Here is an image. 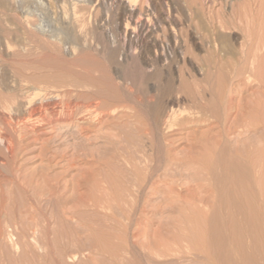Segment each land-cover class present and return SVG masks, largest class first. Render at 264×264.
Masks as SVG:
<instances>
[{
  "label": "bare ground",
  "instance_id": "bare-ground-1",
  "mask_svg": "<svg viewBox=\"0 0 264 264\" xmlns=\"http://www.w3.org/2000/svg\"><path fill=\"white\" fill-rule=\"evenodd\" d=\"M230 1L233 3L234 0H201V3L199 1L201 9L194 8V14L201 19L204 36L207 39L206 50L210 55L209 64L205 66L207 68L197 67L196 71L200 74L201 79H193L195 83L187 79L188 77L192 80L194 76L191 71L190 73L186 72L187 70L182 66L184 62H181V66L180 63L178 64V55L180 54L182 57L186 49L178 41L175 31L177 21L175 22L173 15V17L165 16L162 10L163 7L160 5L162 8L159 7L157 10V22L166 23L170 28L169 38L170 41L174 42L171 53V55H174L172 61L175 57L174 60L177 59L176 63L170 61L171 64L169 63V66L165 68H163L164 66L162 68L150 67L146 63H139L136 55L131 57L132 65L129 63L127 65L121 64L118 65L119 67L112 68L110 66L115 61L114 53H108L106 49H99L101 51L98 50L97 56L106 61L108 67L112 68L117 77L114 79L108 78L107 80L103 78V87L101 85L92 93L96 99L94 103L95 101L96 103L91 102L93 104H89L90 102H87L88 104L82 105L84 109L81 111H79L81 103L76 102L77 99L74 101L73 96H79L80 98L84 95L81 90L86 92V89L90 88L89 86L94 81L89 76V72L81 65L71 66L70 74L74 77L65 81L67 90L63 93L56 92L53 94L49 92L47 84L44 83L42 86L35 87L32 93L27 92L26 95H23L21 90L20 93L14 94L13 92L21 86L14 81L4 83L2 89L4 91H0V111L3 119L5 115H8L11 119L13 118V121H16L15 124L12 121H6V127L10 130L12 126L18 129L14 132L15 137L14 133L11 132L13 134H10V137L2 135L3 137L0 138V143L4 145L3 147L6 148L7 153L12 156L14 142L25 129L31 128L36 131L37 128H44L45 126L55 128V126H71L73 124H78L80 127V124L89 122L88 127L86 125V127H81V132L91 134V132L94 133L93 129L95 127L100 126V124L102 126V123L105 124V121L102 122L105 117L107 119L114 118L119 108H124L123 104H132L131 108L139 112L138 115L129 113L125 121L123 120L124 125L121 124L123 129L120 128L121 125H118V129L112 136L109 138L104 137L108 142H112V139L115 138L118 143L122 144L125 143H123L125 137L129 140L128 142L134 141V143L132 142L134 144L133 148L130 146L131 150L130 147L128 150L126 146V148L122 146V149H125L124 151L120 149L122 152L112 149L115 152L112 153L115 154L112 155V160L117 163L116 165L124 166L125 164L127 167H122L126 169V172H129L127 176L124 175V179H120L121 182L124 180L123 195L121 196L124 203L121 204L116 197L114 198L110 190L114 185L111 186L107 183L106 187L103 186V192L105 193L103 200L88 199L84 207L90 206L96 210H102L104 213H112V208L114 210L113 202H115V209H118V214H120L118 215L119 218H115L117 230L127 232L132 226L138 225L140 216L147 211L148 207L150 208L152 196L160 192L166 193L164 203L169 209H175L179 216L170 223L178 227H185L186 225L189 227L190 225L195 229H199L198 231L204 228V234L202 232L200 234L201 237L203 234L201 239L205 243L203 245L201 243V246L193 243L192 245L187 244L188 246L186 245L184 248L190 254L188 260L187 258L183 260L178 258L177 263L175 261L160 264H264V0H237L234 4L231 3L232 7L229 10L228 4H230ZM79 2L85 3L88 0H79ZM132 2L134 0H128V4ZM0 4L6 6V2H0ZM73 6L75 7V5ZM189 6H191V3ZM204 7L208 10L209 17L207 18ZM122 10L126 14L130 8L128 10L126 4ZM131 11L133 13V10ZM75 14H77L76 11ZM87 21L86 19L84 22ZM10 25L12 24L10 23ZM142 26L140 28L142 33L148 30V26ZM150 32L148 30L147 33ZM56 33L58 34V32ZM59 35H49L48 40L45 39L44 42L41 41V37V42L39 41L37 46L43 48L47 44L46 47L48 48L54 47L61 50ZM75 36L77 37V34ZM195 36L199 35L195 34ZM195 40H198V37ZM197 42L199 43V41ZM20 47L18 46V48ZM9 48L11 47L9 46ZM70 49L74 54L83 55L95 48L94 45L84 40L83 43L75 44ZM23 50L26 51V49ZM63 50H66V47ZM95 53L96 51L93 54ZM17 65L19 64L17 63ZM163 75L164 78L166 76L167 80L162 83L163 78L161 79V77ZM36 79L38 78L36 77ZM152 80H156L158 85L152 83ZM98 83L100 84V82ZM90 89L88 91L91 94ZM3 92L4 94L6 92L7 95H3ZM151 94L154 95L151 96ZM150 96L155 100H151ZM97 100H103V104L101 102L97 103ZM77 108L78 110H76ZM111 124L113 125V123ZM196 128L201 131L199 133L197 131L189 133L188 130H195ZM128 138H131V140ZM142 142H144L145 145H142H144V148L146 147V150L142 148L143 146L140 147ZM183 144L185 145L183 150L181 149L180 153L176 154V151ZM53 158L47 159L51 162ZM52 166L53 163H48L46 172ZM178 168H184L188 172L187 175L177 171ZM172 170L174 174L169 173ZM39 177L46 186V195L49 198H57L64 192L59 183L51 179L47 173H43ZM116 187L114 186V188ZM84 207L82 206V209ZM67 213L72 216L75 214L73 210ZM42 215L44 216L43 213ZM110 236V239L114 240L123 239L118 233H110ZM127 238L128 247L122 250L120 255L128 256L130 259L134 258L139 262H144V259L147 260L149 255L146 254V251L142 248L139 249L133 239H129V235ZM105 247L103 248L106 249L108 246Z\"/></svg>",
  "mask_w": 264,
  "mask_h": 264
},
{
  "label": "rangeland",
  "instance_id": "rangeland-1",
  "mask_svg": "<svg viewBox=\"0 0 264 264\" xmlns=\"http://www.w3.org/2000/svg\"><path fill=\"white\" fill-rule=\"evenodd\" d=\"M156 1L134 0V2L128 4V0H88L89 3H80L79 0H40V2L39 0H0V2H6V6H1L0 4V88L2 87L0 91H4L2 90L4 83L14 81L21 85L18 90L13 92L14 94L20 93L21 90L23 91H21V94L23 95H26L25 93L27 92L32 93L35 87L42 86L44 83L47 84L49 92L53 94L56 92L63 93L67 90V88H65V81L73 79L74 77L70 74V68L74 67V65H81L89 72V76L94 79L92 82L93 84L91 85L92 87L89 86L91 89L87 88L86 92L85 90H81L84 92V95L80 96V98L79 96H73L75 99L72 97V100L74 99L75 101L77 99L76 102L78 101L79 104L81 103V108L79 110L81 111L84 109L82 108V105H86L89 102V104L94 103V100L96 99L92 93H94L98 87H101V85L103 87V78L107 80L108 78L114 79L117 77L112 68H116V66L121 64L127 65L129 63L132 65L131 57L136 55L139 63L142 62V64L146 63L150 67L157 66L159 68H162L163 66V68L168 67L170 61H175L174 63H176L177 59H179L178 64L180 63L179 65L181 66L184 62L182 66L185 67V70H187L186 72L190 73L191 71L194 76L192 80L188 77L187 79L192 81V83H195L193 82L195 79H201L200 74L196 71L197 67L208 66L210 60V55L207 52L208 50H206L207 39L204 36L201 19L194 14V8L198 7L201 9L199 7L201 0H195V2L194 0H184V2L183 0ZM236 1L237 0H234L233 3L232 1L229 2V10H231L232 4ZM190 3L191 6H189ZM126 4L128 10L129 8L130 10L128 11L129 13L126 12L125 14L122 9ZM73 5H75L76 9ZM88 5L89 7H87ZM160 5L163 8L160 7ZM159 7L162 8L165 16L169 15L171 17H176H173V19H175V22L177 21L175 31L178 36V41L183 48L186 49V51H184L185 53H183L184 55L182 54V57L179 54L177 59L174 60L175 57L173 58V61L172 57L174 55H171V53L174 42L170 41L169 36L171 31L168 25H166V23H160V21L157 22L158 19L156 16ZM10 9L12 10L11 12ZM131 10H133V13ZM75 11L77 14H75ZM204 12H206V18L209 17L207 14V8H205ZM27 17L29 19L28 21ZM86 19L88 21L84 22ZM22 20L23 22H21ZM57 21L58 23H56ZM31 22L33 23L31 24ZM75 22L76 24L78 22V24L76 25ZM10 23L12 25H10ZM82 24L85 25L83 26ZM26 25L28 26L26 27ZM142 25L148 26V30L151 32L147 33L148 30H145L142 33L140 29ZM28 28H30V30H28ZM56 32H58V34ZM59 33L63 37H61ZM239 33L241 34L240 31ZM47 34L48 36H46ZM55 34L59 35V38H61V50L54 47L48 48L46 47L47 44H45V47L43 48L37 46L41 37V41L44 42L45 39L48 40L49 35L51 36ZM74 34H77V37ZM195 34L199 35L197 36L198 40H195L197 39L196 36L194 37ZM147 36H149V38H147ZM199 38L202 40L200 41ZM84 40L85 42L94 45L96 50L92 49V53L89 51L83 55L78 53L74 54L71 51L72 49L69 50L70 47L72 48L75 44L83 43ZM197 41H199V43ZM9 46L11 48H9ZM18 46H21V49L18 48ZM65 47L66 50H63ZM51 48L55 50L53 51ZM23 49H26V51ZM99 49H106L108 53H114L115 61L114 64L110 66L112 68L108 67L109 65H107L104 59L97 56ZM95 51L96 55L93 54ZM15 61L19 65H17ZM35 76L38 79H36ZM161 79L162 83L164 80H167L166 76L164 78V75ZM98 82H100V84ZM152 83L158 85L156 80H152ZM88 89L92 91L91 94ZM5 94L3 92V95ZM153 95L154 94H151V96ZM151 96L150 99L155 100ZM100 102L103 104V100H97V103ZM123 107L124 108H119L114 118L108 117L111 120L105 117L104 120H102V122L105 121V124L102 123V126L100 124V126L98 125V127H95L93 129L94 133L91 132V134H83L81 132V127H86L89 125V122H86V124H80V127L78 124H73L71 126H55V128L45 126L44 128H37L36 131L28 128L29 130L25 129L20 137L15 140L13 156L9 155L6 148L3 147L4 145L0 143V264H160L163 262L175 261L177 263L178 258L179 260L186 258L187 260L190 259L188 250L184 248L187 244L192 245L193 243L201 246V243L202 245L205 243V241L201 239L204 234L203 232H205L204 228L198 231L199 229H195V227H191L190 225L189 227H187V225L185 227H178L177 225L173 223L172 225L170 223L176 220L179 216L175 209H169V207L166 206V203H164L166 198V193L164 192L152 196L150 208L148 207L147 211L140 216V224L138 223V225L136 224L132 226L130 229L131 231L127 230V232H119V230H117L115 218H119L118 215L120 214H118V209H115V202H113L114 210L112 208V213H104L102 210H96L86 205V207H84V204L88 199L95 201L103 200V196H105L103 186L106 187L107 183L111 186H117L116 188L110 186L111 193L114 195V198L116 197V199L121 202V204L124 203V200L121 197L123 195L122 187L124 180L121 182L120 179H124V175L127 176L129 172H126V169L123 168L127 167L125 164L124 166L116 165L117 163L112 160V153H115L112 149L114 148L118 151L121 149L124 151L125 149H122L123 146V148L127 147L129 150L130 146L133 148L134 141L131 140V138H128L131 140L128 142L129 140L125 137V140L127 141L123 140V143H125L122 144L118 143L115 138L112 139V142H108L105 139L114 134L116 129H118L117 127H119L118 125H124L123 122L129 113H139L131 108L132 104L125 103L123 104ZM76 110H78V108ZM8 117V115H5L4 120L2 112L0 111V138L3 136L10 137V134H13L18 130L13 126L11 127V130L6 127V121H12L14 124L16 123L15 120H12L13 118L11 119L9 117V119ZM111 123H113V125ZM123 125H121L122 127L120 126V128L123 129ZM191 130H188L189 133L193 131L199 133L201 131L197 128ZM15 135L16 134L14 133V137ZM142 144H144V142L140 144V147L143 146L142 148L146 150V147L144 148L145 144ZM184 146L185 145L183 144L179 150L176 151V154H179ZM50 157H54L51 162L47 159H51ZM47 162L53 163V166L48 172H46ZM177 171L183 172L185 175L188 173L184 168H178ZM43 173H47L51 179L56 180L60 187L64 189V192H62L57 198H49V196L46 195V186L42 182L41 177H39L42 176ZM169 173L174 174V171L172 170ZM82 206L84 207L83 209ZM72 210L75 212L73 216L67 213ZM115 210L117 213H115ZM174 225L175 227H173ZM111 226H113V229ZM114 227L117 231L114 230ZM201 232L203 233L202 237L200 234ZM110 233H118L123 239H110ZM128 235L129 239L132 238L139 249H144L146 254L149 255L147 260L144 259L146 262H139L134 258L130 259L128 256L122 255V257L120 255L122 250L128 247ZM197 235L198 237L196 238ZM100 242L103 243L101 244ZM105 246L108 247L106 248ZM163 247L165 248L163 249ZM174 248L175 250H173ZM106 252L111 253L110 256L109 253Z\"/></svg>",
  "mask_w": 264,
  "mask_h": 264
}]
</instances>
